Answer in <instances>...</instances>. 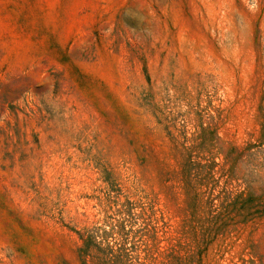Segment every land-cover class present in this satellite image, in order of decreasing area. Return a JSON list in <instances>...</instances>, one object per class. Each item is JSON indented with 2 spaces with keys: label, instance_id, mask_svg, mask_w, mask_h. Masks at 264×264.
<instances>
[{
  "label": "rangeland",
  "instance_id": "374dc122",
  "mask_svg": "<svg viewBox=\"0 0 264 264\" xmlns=\"http://www.w3.org/2000/svg\"><path fill=\"white\" fill-rule=\"evenodd\" d=\"M0 264H264V0H0Z\"/></svg>",
  "mask_w": 264,
  "mask_h": 264
},
{
  "label": "trees",
  "instance_id": "16d2710c",
  "mask_svg": "<svg viewBox=\"0 0 264 264\" xmlns=\"http://www.w3.org/2000/svg\"><path fill=\"white\" fill-rule=\"evenodd\" d=\"M106 262H108V261H106Z\"/></svg>",
  "mask_w": 264,
  "mask_h": 264
}]
</instances>
